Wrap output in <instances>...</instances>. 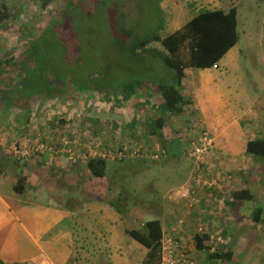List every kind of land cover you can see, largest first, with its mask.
I'll return each instance as SVG.
<instances>
[{
	"label": "rangeland",
	"instance_id": "obj_1",
	"mask_svg": "<svg viewBox=\"0 0 264 264\" xmlns=\"http://www.w3.org/2000/svg\"><path fill=\"white\" fill-rule=\"evenodd\" d=\"M228 1L223 5H232L237 9L238 41L232 50L219 60V69L213 70V73L225 81V86L236 90L234 93L227 90L225 92L227 97L233 99L236 93L244 94L243 98L240 97L241 104L248 107L249 111H253L245 120L250 122L255 117V121L262 123L264 0ZM183 2L185 7L182 13L175 9L173 13L166 8L168 1L162 3L161 0H0V5H6L10 13V18L0 23V58L3 60L6 57H15L16 60L22 59L23 64H30L16 70L22 71L21 74L25 71L26 77L29 78L26 85L18 89L16 97L21 96L12 100L15 95L13 90H9L5 96L10 97L12 103L0 101V112L2 109H9L11 105L19 106L18 110L28 109L24 111L27 114L31 113L30 109H34V104H37L40 107L39 125L45 126L49 133V129H56L53 145L46 142L48 146H53L52 150L28 160L38 158L44 162L41 159L43 156L61 153L73 161L69 162L71 165L67 168L78 178L71 177V182L68 181L69 186L66 184L65 188H62L69 196L64 203L75 212L73 217L77 221L73 224H76L77 236L80 235V226L84 225L85 233L81 237H85L86 245L88 243L94 247L97 245L100 250L104 248L101 238L97 236L100 228L104 230L106 227V224L99 221V215L95 210L99 205L98 200L93 194L89 195V189L84 187L87 182L86 171L91 174L86 166V160L98 156L108 148H118L121 144L124 149L128 148L129 145H125L124 142L129 138L138 148L144 146L146 152L150 149L149 146L156 147L153 143H158L159 147H168L171 141L162 130H157L152 138L149 137L153 134L149 133L148 127L151 120L160 112L156 106V103H162L158 85L171 83L173 71L161 59V54L166 52L161 42L153 40L145 46H140L139 42L156 33L162 38L166 37L175 27L172 23L174 17L179 16L182 24L200 11L198 5H194V0H191V3L186 0ZM188 42L189 40H185L180 50L184 58L188 55ZM29 57L31 61H28ZM46 81L51 86L48 98L45 93L26 97L28 93L39 91L40 86L45 85ZM11 84H18V81L15 79ZM6 91V85L0 86V94ZM137 94L151 95L150 102H153V106H149L147 102L142 103L139 99L134 103ZM255 98L262 103L263 111L261 105L251 103ZM45 101L47 102L44 103ZM14 107L12 111L15 110ZM166 114L171 115L165 113L164 125L172 127L168 126ZM69 116L71 117L68 119ZM182 117L186 119L185 115ZM2 124L0 149L9 157L17 155L14 147L26 148L29 144H38L37 142L41 140L37 137L35 140L28 138L29 134L22 133L23 129L11 120L8 124ZM188 125L189 128L179 129L178 133H175L176 139L183 142L182 146L180 145V152L176 155L167 150L166 156L158 160L144 157L145 152L140 158L133 160H111L108 156L105 158V176L97 180L99 186L103 184L104 187L106 184L107 196H104V199L112 206L111 210L117 211L122 219L135 205L153 209L161 216L160 211L167 208L171 204L169 200H172L177 203L172 209L178 210L173 213L174 218L165 220L164 224L166 225L167 221L168 225L174 223L181 226L179 211L181 207L186 209L188 207V200L182 196L183 184L189 174V165L192 166L186 149L191 138L186 137V134L194 135L196 131L190 124ZM96 142L97 147L93 145ZM78 150L83 152L75 153ZM247 154L246 162L249 163V167L252 162L255 163L254 166L251 164L253 174L255 171H262L259 175L261 181L253 190L255 197L251 202H241L242 205L245 204L243 211L247 214L237 216L234 213L230 214L229 211L228 215L231 217L226 226L223 221L227 218L221 219L220 213L216 216V222L221 224L213 228L214 234L219 228H225L223 230L226 231L213 235L216 240L214 244L222 249L230 245L234 258L211 260L204 252L195 249L192 235H177L180 245L192 256L195 264H264V169H262L264 158ZM9 161L10 159H4L5 164ZM251 174L248 172L247 176H252ZM92 176L91 174L90 177ZM59 183L58 185L63 187L65 182L60 179ZM203 187L205 188L202 190L222 195L221 185ZM163 195L167 196V200L162 198ZM216 203L218 205L215 206L216 212H219L222 204L218 200ZM200 205L201 199L195 208H199ZM256 207L263 209L259 223L253 221L251 215ZM213 209L211 208V211ZM207 211L203 214V220L206 222L205 218H210L209 210ZM137 217L143 218L140 215ZM237 218L240 222L238 225ZM123 222L126 228L133 226L132 223L124 220ZM187 222L188 220L182 226H186ZM208 227L212 232L211 224ZM236 227L240 228L238 231L240 237L237 241L236 235H232L233 228ZM215 228L218 229L214 230ZM183 230H190L188 234H191L194 228L188 227ZM223 232L229 237L223 236ZM166 234H176L175 228L173 232ZM95 252L98 253L96 249ZM85 253L91 255V252Z\"/></svg>",
	"mask_w": 264,
	"mask_h": 264
},
{
	"label": "crops",
	"instance_id": "obj_2",
	"mask_svg": "<svg viewBox=\"0 0 264 264\" xmlns=\"http://www.w3.org/2000/svg\"><path fill=\"white\" fill-rule=\"evenodd\" d=\"M166 1H168L166 8L170 12L175 13L176 10L182 13L185 7L183 0H161L162 3ZM186 1L191 3V0ZM228 2V0H194V5H198V11L201 9H221L227 12L232 5L226 6L223 4ZM179 18V16L173 18L172 23L175 27L170 34L181 30V28L183 29V27L185 28L187 23L192 19L189 17V20L187 19L181 24ZM232 48H230L226 54L229 53ZM223 57L221 59H223ZM217 69H219L218 63L217 68H213V66L207 68L189 66L184 69V76L181 82V93L188 103L185 105L184 111L180 115L174 116L166 114L169 121L168 126L172 127H165L163 124L161 129H157L160 131L162 130L166 138L171 139L168 147H159L160 145L158 146V143H152L155 144L156 147L165 148L169 153L176 155L180 152V147L183 144V142L181 140L178 141L175 136V133L177 134L179 129L189 128L188 124H190L193 130L196 131H194V135L186 134V137L189 136L191 140H196L198 131L201 128H207L211 134H213L215 141L214 149L207 158L218 164L217 168L223 180L222 195L197 188L196 194L198 200L201 199L200 207L195 208L194 206V209L192 208L191 210L181 207L179 211V219H183V222L188 220L184 227L182 225L179 226V224L175 225L174 223L169 224V226L167 221L166 225L164 224L165 220L174 218L173 213L178 210L172 209L175 207L173 205L177 204L172 200H169L171 204L167 208H163L164 210L160 211L161 216L153 211V209L135 205L128 210L122 219L117 211L111 210L112 206L104 199V196H107L106 184L104 187L103 184L99 186L97 180L99 177L94 175L90 177L91 174L86 171L85 177L87 182L84 184V187L89 189V195L93 194V197L98 200L97 204L99 205L95 207V210L98 213L97 215H99V221L102 224H106L104 230L100 228L102 232L100 233L99 230L97 236L101 238V243H103L104 246V248L100 250V247L97 245L96 247L89 243L86 245L85 237H81L85 233L84 225L80 226V235L77 236V231H75L76 224H73L77 221V219L73 217L75 212L64 203L65 199L69 198V196L62 188H65L66 184L69 186L68 181L71 182V177H74V179L78 178L76 174H71L67 168L73 161H71L70 158L64 157V154L56 153V155L53 154L54 156H43L41 159L44 160V162L40 161L38 158L17 162L13 157L7 156V154L0 149L1 264H42L43 262L48 264H78L81 262H86L87 264H143L147 249L127 234L128 229H141L144 222L159 220L163 234L169 233L170 231L173 232L175 228L176 235L187 234L188 236L192 235L194 238V235L197 233H205L200 232V227L202 226H205L208 231H211L208 227V225L211 224L213 232V228L221 224V222H216V216L220 213L221 219L224 220L227 218L223 221L226 226L228 225V219L231 217L228 215L229 211L230 214L234 213L237 216H240L239 214H247L243 211L245 204L242 205L241 202H251L255 197L253 190L258 186V182L261 181L259 175H261L260 172L262 171H255V175L253 174L254 169H252L251 164L254 166L255 163L252 162L249 167V163L246 162L248 154L246 153L245 145L246 142L252 138H264V122L259 123V121H255V117H253L250 122L245 120L247 116L253 114V111H249L248 107H243L241 104L240 97L243 98L244 94L236 93L233 99L227 97L225 93L227 90L233 93L236 92V90H231L230 86H225V81L220 76L218 77L213 73V70ZM149 97L150 98L145 102H147L149 106H153V102H150V100H152L151 95ZM255 101H257L256 98L251 101V103L257 106L261 105L263 111L262 103L259 101L255 103ZM46 102L47 101L44 103ZM223 103L224 105H222ZM158 105L159 104L156 103V106ZM36 106L37 104H34V109H30L31 113L27 112V114H25L24 111H28V109L18 110V108H20L19 106L14 107L10 105L9 109H2L0 112V127H2L0 129H3L2 123L8 124L11 120L15 122L18 127L23 129L21 130L22 133L29 134L28 138L35 140L37 137L47 143L53 142L56 137L54 135L56 129H49V133L45 126H42V124L39 125L41 122L38 118L40 107L37 106L36 108ZM13 107L15 108L14 111H12ZM183 115L186 116V119H183ZM70 117L71 116H69L68 119ZM152 121L153 120H151V123ZM177 125H181L182 128ZM148 128L149 130L151 129L150 126ZM39 130L41 132H39ZM149 133L152 134L151 130ZM154 135L155 133L149 135V137L152 138ZM116 138L118 139V137ZM93 140L94 139H92V141ZM129 141L130 138L126 140L124 144H129ZM59 143L60 142L57 144L59 145ZM93 145L97 147V142ZM149 148L153 149L152 146H149ZM115 149L117 148H108V150ZM77 152L82 153L83 151L78 150L75 153ZM5 158L10 159L7 164L4 162ZM249 159L252 160V158ZM262 169H264V167H262ZM190 172L191 166L189 165V174L183 184L184 186L187 184ZM248 172L252 173V176L248 177ZM228 175L230 177H228ZM248 178L251 180H248ZM60 179H63L65 182L63 187L58 185L60 184ZM80 179L81 177L79 180ZM17 183L19 184L17 185ZM241 189H248L253 198L250 200L235 199L233 193ZM98 196L101 197V199H99ZM162 198L165 200L167 196L163 195ZM216 200L222 204V208H219L221 211L219 212H216ZM211 208L214 209L211 211ZM257 208L261 207H256V209ZM207 210H209L210 218H205L207 220L206 222L203 220V214ZM139 215L143 216V218L138 219L137 216ZM226 215L227 217H225ZM251 215L253 219V212ZM125 217H127V219ZM123 220L132 223L133 226L126 228ZM119 221H121V223H118ZM259 222L260 221L256 223ZM239 223L237 218V225ZM188 227L194 228L191 234H188L191 232L190 230H183V228L187 229ZM217 229L215 228L214 230ZM223 229L225 228H219L215 234L214 232L213 234L210 232L213 239L219 232L226 231ZM167 230H169V232H167ZM233 230L232 235H236L237 241L240 237V234H238L240 228L236 227L235 229L233 228ZM223 236L228 235L224 233ZM231 239L232 238H230V240ZM242 239H244V235H242ZM192 242L194 243V240H192ZM214 245L211 247L212 250L217 247L216 243ZM227 246L226 250L233 252L231 246ZM94 248L98 253L95 252ZM86 251L91 252V255L88 256L85 253ZM104 257L106 258L105 260L102 259ZM232 258H234V255H232L231 259Z\"/></svg>",
	"mask_w": 264,
	"mask_h": 264
},
{
	"label": "trees",
	"instance_id": "obj_3",
	"mask_svg": "<svg viewBox=\"0 0 264 264\" xmlns=\"http://www.w3.org/2000/svg\"><path fill=\"white\" fill-rule=\"evenodd\" d=\"M9 18L10 13L6 5H0V23ZM153 40L161 42L166 50L165 53L161 54V59L173 71V80L171 83L158 85L162 103L158 105V109L160 110L158 116L154 118L150 125L152 134H154L157 129L163 127L166 112L171 115H180L183 113L184 107L188 103L181 93V82L184 76V69L189 66L195 68L212 67L214 64L218 63L230 48L235 46L238 41L237 9L235 6H232L227 12L221 9L200 10L187 23L185 28L183 27V29L175 31L163 38L156 33L140 41L139 45L145 46ZM185 40H189V42L187 47L188 55L184 58L180 53V50ZM31 57L33 58L34 55L32 54ZM28 61H31L30 57L28 58ZM23 63L22 59L16 60L15 57H6L3 60L0 58V86H7V91L5 93L1 92L0 94V101H6V104L11 103V98H6L5 96L9 90H13V94L15 95V97H12V100L21 96L16 97V94L19 93L18 89H20V87L22 89L29 81V78L26 77L24 70L23 74H21L22 71L17 72L16 70L21 69L23 66L30 65ZM11 77H13L12 80H10ZM15 79L18 81V84H11L12 82L14 83ZM50 87L51 86H49L46 81L45 85L40 86L39 91L28 93L26 97L38 93L39 95L45 93L48 97L51 91L49 90ZM10 93L12 94V92ZM53 96L54 94H52L51 97ZM148 97V95L140 96V94H137L136 99L133 101L135 103L136 100L139 99L141 102H145L148 100ZM37 143L48 145L42 139ZM51 144L53 145V142H51ZM119 147L121 149L123 148L122 145ZM245 149L247 153H250L255 157L260 159L264 158V138L256 137L248 140ZM13 158L17 162H23L14 156ZM86 161V166L92 175L96 177L105 176V158L95 156L88 158ZM18 184L19 183H17V185ZM233 196L237 200H250L253 198L248 189L235 191ZM261 215L262 208H257L253 212V220L255 222L260 221ZM127 234L147 249L143 264L158 263L160 257V241L163 234L159 220L146 221L141 229H128ZM213 242L215 241L211 233L205 232L194 235L195 249L204 252L207 258L211 260H230L233 252L226 250L227 248L225 249L224 247L223 249L222 247H215L212 250L211 247L214 245Z\"/></svg>",
	"mask_w": 264,
	"mask_h": 264
},
{
	"label": "built area",
	"instance_id": "obj_4",
	"mask_svg": "<svg viewBox=\"0 0 264 264\" xmlns=\"http://www.w3.org/2000/svg\"><path fill=\"white\" fill-rule=\"evenodd\" d=\"M213 68H217V64L213 65ZM26 148L16 149V158L20 161H25L38 154L48 153L52 150V146L45 145L43 143H32ZM128 148H120L118 146L115 150H107L98 154L102 158L111 157V160H133L134 158H140L142 153L145 152L144 157H149L153 160L163 158L167 154V149L155 147L149 149L147 152L142 148H138L133 141H129ZM215 145L214 137L210 132L201 128L198 131V137L196 140H189L187 143V154L192 161L190 177L187 184L183 186L182 196L188 200L187 210L193 208L197 202L198 197L196 194L197 188H205V185H214L223 187V180L221 179L220 172L217 168V163L208 159V155L213 151ZM190 147V149H188ZM97 156V155H96ZM143 158V157H142ZM228 177H230L228 175ZM221 187V189H222ZM182 225L183 220L180 218ZM200 232H208L206 227L203 229L200 227ZM177 234V233H176ZM162 234L160 244V257L157 264H195L192 256H190L186 250L180 245L177 235ZM48 264V263H42Z\"/></svg>",
	"mask_w": 264,
	"mask_h": 264
}]
</instances>
